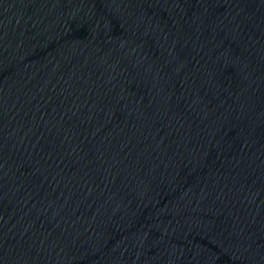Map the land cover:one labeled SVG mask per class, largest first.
I'll return each instance as SVG.
<instances>
[{
    "label": "water",
    "instance_id": "95a60500",
    "mask_svg": "<svg viewBox=\"0 0 264 264\" xmlns=\"http://www.w3.org/2000/svg\"><path fill=\"white\" fill-rule=\"evenodd\" d=\"M0 264H264V0H0Z\"/></svg>",
    "mask_w": 264,
    "mask_h": 264
}]
</instances>
